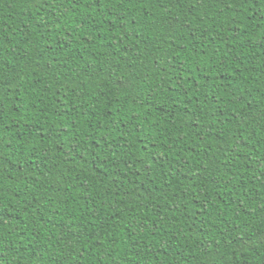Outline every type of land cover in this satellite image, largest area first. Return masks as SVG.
Here are the masks:
<instances>
[{"label": "trees", "instance_id": "trees-1", "mask_svg": "<svg viewBox=\"0 0 264 264\" xmlns=\"http://www.w3.org/2000/svg\"><path fill=\"white\" fill-rule=\"evenodd\" d=\"M0 264H264V0H0Z\"/></svg>", "mask_w": 264, "mask_h": 264}]
</instances>
